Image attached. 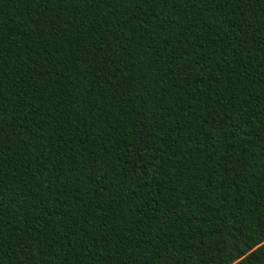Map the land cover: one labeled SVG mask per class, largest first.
I'll list each match as a JSON object with an SVG mask.
<instances>
[{
    "label": "trees",
    "instance_id": "16d2710c",
    "mask_svg": "<svg viewBox=\"0 0 264 264\" xmlns=\"http://www.w3.org/2000/svg\"><path fill=\"white\" fill-rule=\"evenodd\" d=\"M0 264H264V0H0Z\"/></svg>",
    "mask_w": 264,
    "mask_h": 264
}]
</instances>
